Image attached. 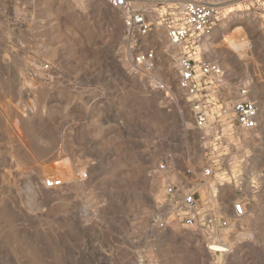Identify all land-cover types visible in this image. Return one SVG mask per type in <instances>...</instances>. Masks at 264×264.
Returning <instances> with one entry per match:
<instances>
[{"label":"rangeland","instance_id":"374dc122","mask_svg":"<svg viewBox=\"0 0 264 264\" xmlns=\"http://www.w3.org/2000/svg\"><path fill=\"white\" fill-rule=\"evenodd\" d=\"M199 1L211 32L187 50L168 39L167 5L142 4L138 36L102 0H0V264H264V0ZM183 51L222 69L200 94L206 127L178 85ZM240 88L253 129L220 116ZM168 182L246 212L212 238L160 229Z\"/></svg>","mask_w":264,"mask_h":264},{"label":"built area","instance_id":"2783aa9c","mask_svg":"<svg viewBox=\"0 0 264 264\" xmlns=\"http://www.w3.org/2000/svg\"><path fill=\"white\" fill-rule=\"evenodd\" d=\"M108 5L120 9L125 14V25L130 33L138 36L146 35L150 30V22L146 18L142 4L156 3L167 5L168 24L167 36L173 45L183 44L187 50L193 45L199 44L205 36L211 32L212 18L215 13L213 5L199 0H102ZM152 56L146 53L137 54L135 63L146 68L153 66ZM179 80L178 85L184 93L190 97V105L193 111L194 122L198 127H206L208 113L205 103L200 97L206 82L213 83L222 75L221 67L212 61L194 60L190 51H183L178 59ZM158 90H165V84L152 80L151 85ZM238 98L230 107L223 108L220 116L228 123H234L241 129H253L258 123V108L253 100L247 98L245 88H240ZM170 167L165 162L157 166V170H167ZM210 168L206 167L199 173L200 178L210 176ZM62 185L61 179L46 178V188H56ZM223 207L215 195H209L202 199L195 187L187 183V187L166 183L162 212L152 217V223L164 229L170 224L191 226L203 231L208 238L215 236L218 229L225 228L232 220L242 217L246 212L243 201L237 200L231 203L228 215L223 213ZM220 215V217H218ZM209 248L215 251L216 243L211 241Z\"/></svg>","mask_w":264,"mask_h":264},{"label":"bare ground","instance_id":"6f19581e","mask_svg":"<svg viewBox=\"0 0 264 264\" xmlns=\"http://www.w3.org/2000/svg\"><path fill=\"white\" fill-rule=\"evenodd\" d=\"M203 194V193H202ZM213 248H216L217 250H227L224 246H222V245H215V247L214 246H212Z\"/></svg>","mask_w":264,"mask_h":264}]
</instances>
